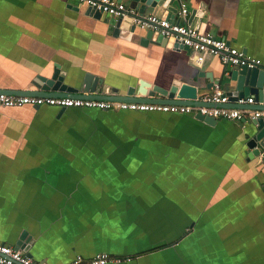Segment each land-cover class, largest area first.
Returning <instances> with one entry per match:
<instances>
[{
  "label": "crops",
  "instance_id": "obj_1",
  "mask_svg": "<svg viewBox=\"0 0 264 264\" xmlns=\"http://www.w3.org/2000/svg\"><path fill=\"white\" fill-rule=\"evenodd\" d=\"M181 4L186 24L264 66V0L170 8ZM110 20L75 0H0V89L32 92L58 64L77 88L98 77L95 94L186 82L203 103L186 113L0 106V243L26 232L39 264L100 252L120 259L107 264H264V162L247 157L251 120L197 118L216 85L234 90V66L215 56L197 65L129 22L112 33Z\"/></svg>",
  "mask_w": 264,
  "mask_h": 264
},
{
  "label": "built area",
  "instance_id": "obj_2",
  "mask_svg": "<svg viewBox=\"0 0 264 264\" xmlns=\"http://www.w3.org/2000/svg\"><path fill=\"white\" fill-rule=\"evenodd\" d=\"M79 4L94 8L112 18H129L130 23L135 27L156 31L161 38H172L182 45L188 46L192 52L193 63L202 64L207 56H215L224 64L229 66L255 67L262 65L259 59L245 54L243 51L232 47L225 39L216 38L204 34L197 28L186 24L185 18L187 8L181 4L177 11V19L171 22L157 14H142L137 8H131L118 0H76ZM183 20V21H182ZM116 96H121L119 92ZM203 101L209 105L200 106L198 113L214 118H225L235 121L264 119V109L250 108L254 105L253 97H238L229 105V95L216 85L212 92ZM55 106L59 108H96L100 110H139V111H161L173 113L191 112L193 105L184 104H162L152 102H135L123 100H107L93 97H63V96H42L30 94H10L0 92V106L22 107V106ZM264 188V179L261 181ZM119 257L111 256L105 252L95 254L85 259L76 256L66 264H107L119 261ZM0 264H38L29 257L23 250L13 246L0 243Z\"/></svg>",
  "mask_w": 264,
  "mask_h": 264
},
{
  "label": "water",
  "instance_id": "obj_3",
  "mask_svg": "<svg viewBox=\"0 0 264 264\" xmlns=\"http://www.w3.org/2000/svg\"><path fill=\"white\" fill-rule=\"evenodd\" d=\"M76 1V0H75ZM121 1V0H118ZM77 2V1H76ZM172 0H129L128 6L131 8H137L140 13L144 14L147 8H152L153 12H156L158 8H166L163 18L166 17L171 22H175V14L178 11L176 6L171 7ZM78 3V2H77ZM87 13L94 18H106L107 15L100 12L94 8L87 7ZM123 21L129 22V18H112L109 21V29L112 33L117 34L119 27ZM133 27H135L133 25ZM155 43H159L163 46H171L175 49H183L190 52L188 46L182 45L180 42L169 38H161L156 31L148 30L145 37ZM143 41H146L143 39ZM228 76L230 80L235 82L234 90L227 93L229 95V101H235L238 97H248L253 95L254 105H250V108L264 109V66L255 67H233L228 70ZM99 83L98 77L87 73L81 82L79 88L75 85H71L64 81V72L60 71L58 64H54L53 70L49 76L37 75L33 84L36 90H11V89H0L1 91H6L5 93L10 94H30V95H42V96H63V97H93L99 99L107 100H123V101H135V102H152V103H162V104H184V105H196L197 103H203L199 100L197 101V88L195 85L190 83H180L173 82L169 89L160 88L153 86L150 90L149 84L144 80H140L137 93L140 96H133L134 90H129L125 96H111L110 92L116 93L117 89L103 85L102 90L99 94L96 91V87ZM101 83V81H100ZM209 86V83L207 87ZM156 94L159 96L156 97ZM159 101V102H157ZM258 103V104H257ZM263 105V106H255ZM209 105V104H208ZM229 105H233L229 103ZM2 107V106H1ZM34 108H39L40 106H33ZM64 108H61L63 110ZM197 118L205 122H215L216 119L212 116H205L200 113L197 114ZM253 133L247 141L246 145L249 148L247 157L253 159L255 157H260L264 162V119L259 117L251 120ZM24 232L21 238L16 242L14 248L21 249L29 257L30 254L26 250V245L28 241L25 239ZM39 264V263H38Z\"/></svg>",
  "mask_w": 264,
  "mask_h": 264
}]
</instances>
